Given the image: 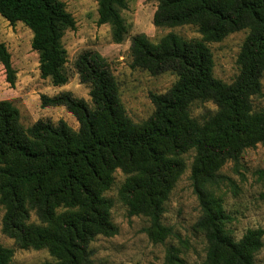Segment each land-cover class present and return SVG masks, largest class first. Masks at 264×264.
Wrapping results in <instances>:
<instances>
[{
    "label": "trees",
    "instance_id": "obj_1",
    "mask_svg": "<svg viewBox=\"0 0 264 264\" xmlns=\"http://www.w3.org/2000/svg\"><path fill=\"white\" fill-rule=\"evenodd\" d=\"M97 24H108L113 42L126 32L120 10L125 0H95ZM157 27L194 25L200 38L168 32L157 42L144 34L131 37L132 68L151 75L172 72L177 78L160 94L150 93L152 114L134 123L121 102L118 83L97 52H81L74 66L79 82L89 86L92 106L70 91L40 95L42 107L64 106L78 129L63 119L20 123L18 108L0 100V204L5 209L3 232L21 248H46L54 262L93 264L89 244L97 235L110 236L113 201L107 197L120 169L126 178L118 193L130 214L150 217L154 238L161 226L163 202L179 172L180 155L194 150L192 177L202 214L198 226L207 240L205 264H254L262 246V229H250L239 240L226 234L228 219L205 188L224 157L237 158L245 147L264 141V108L255 110L264 71V0H154ZM0 15L10 25L22 22L31 32L41 78L54 86L67 82L66 29L76 22L62 0H0ZM247 29L237 56L239 73L231 83L213 75L208 42ZM0 62L11 86L16 70L6 44ZM211 101L214 113L199 120L191 115L195 102ZM219 160V161H218ZM35 220H31V214ZM13 250L0 245V264H9Z\"/></svg>",
    "mask_w": 264,
    "mask_h": 264
},
{
    "label": "rangeland",
    "instance_id": "obj_2",
    "mask_svg": "<svg viewBox=\"0 0 264 264\" xmlns=\"http://www.w3.org/2000/svg\"><path fill=\"white\" fill-rule=\"evenodd\" d=\"M67 11L75 19V29H66L62 38L67 51L64 73L67 82L54 86L48 78L39 75L38 55L32 50L31 30L22 22L10 25L0 15V42H4L16 70L13 86L6 81L0 62V100H10L19 110L20 123L27 127L38 119H49L56 123L63 119L72 129H78L75 116L64 106L42 107L40 95H54L70 91L92 106L89 86L79 82L74 66L77 56L92 50L100 54L118 83L121 102L134 123L146 120L154 111L150 93H164L177 76L172 72L151 75L142 68H132L131 37L144 34L157 42L168 32H174L185 39L200 38L197 27L181 25L157 27L153 14L157 3L154 0H125L126 7L120 10L126 32L120 43L111 37L108 24H97V3L95 0H62ZM247 29L234 31L220 41L208 42L213 56V75L225 83H231L239 73L237 56ZM260 93L252 97L255 110L264 108V71L261 77ZM216 105L211 101L195 102L191 115L199 120L214 113ZM194 150L181 154L179 172L173 179L172 188L163 202L161 226L166 231L154 238L150 217L146 214H130L129 207L119 196L118 190L126 175L114 171V181L106 196L113 201L110 219L116 232L110 236L97 235L89 244L93 264H205L207 240L198 226L202 214L195 192L192 166ZM219 161V160H218ZM204 188L217 199L227 214L224 222L226 234L239 240L250 229H262V246L254 253V264H264V141L243 148L236 159L225 156L213 176L205 182ZM5 209L0 204V245L13 250L9 264H42L54 262L55 258L46 248H21L15 240L3 232ZM31 220H35L32 213Z\"/></svg>",
    "mask_w": 264,
    "mask_h": 264
}]
</instances>
